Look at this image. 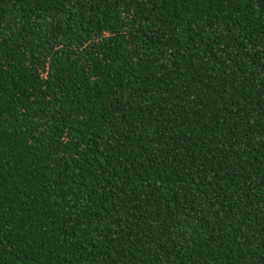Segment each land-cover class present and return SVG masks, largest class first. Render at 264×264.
<instances>
[{"label":"trees","instance_id":"16d2710c","mask_svg":"<svg viewBox=\"0 0 264 264\" xmlns=\"http://www.w3.org/2000/svg\"><path fill=\"white\" fill-rule=\"evenodd\" d=\"M0 264H264V0H0Z\"/></svg>","mask_w":264,"mask_h":264}]
</instances>
